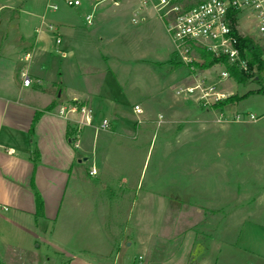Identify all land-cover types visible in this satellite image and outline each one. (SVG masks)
<instances>
[{
	"label": "rangeland",
	"instance_id": "1",
	"mask_svg": "<svg viewBox=\"0 0 264 264\" xmlns=\"http://www.w3.org/2000/svg\"><path fill=\"white\" fill-rule=\"evenodd\" d=\"M184 1L195 5L203 0ZM152 4L149 0L147 8L153 9ZM58 5L53 10L43 3L34 13L20 16L4 10L0 46L5 38L19 39L18 25L29 34L42 26L57 63L74 62L62 59L55 49L70 45L77 58H86L80 61L106 64L121 90L107 77L110 96L123 108L115 112H125L116 113L125 118L116 125L112 109L102 108L97 121L100 125L109 116L108 129L86 136L90 154L82 166L94 164L98 176L93 179L91 167L85 168L82 196L94 201L98 219L88 218L89 206L78 208L77 214L73 207L66 212L68 193L66 213L57 223L66 245L72 250L87 244L102 249L108 240L111 249L104 255L113 264L201 263L203 247L221 226L224 239L214 263H264V94L252 92L260 84L223 77L221 63L202 67L196 49L190 63L175 60L174 51L171 61L166 60L175 44L156 13L138 23L125 13L99 29L83 19L92 10L91 0H81L77 7L63 1ZM101 6L114 5L104 0ZM72 21L78 24V35L64 37L55 47L58 27ZM97 46L112 52L111 57L98 58ZM20 61L26 65L24 58ZM93 73L91 86L97 88L103 73ZM213 84L216 88L208 90ZM188 86L197 88L188 92ZM217 91L241 98L213 107ZM45 100L43 96L40 102ZM135 104L141 112L134 110ZM76 174L75 168L71 189ZM67 258L53 253L47 263L11 264H67Z\"/></svg>",
	"mask_w": 264,
	"mask_h": 264
},
{
	"label": "crops",
	"instance_id": "2",
	"mask_svg": "<svg viewBox=\"0 0 264 264\" xmlns=\"http://www.w3.org/2000/svg\"><path fill=\"white\" fill-rule=\"evenodd\" d=\"M47 1L0 0V15L4 10L6 14L19 12V16L21 12L32 14L43 3L47 7ZM117 1L118 4L112 0L114 5L112 9L101 6L102 1L93 5L92 10L83 13L84 22L86 23L85 16L92 14L94 22L88 25L102 29L109 20L125 13L131 15L134 23L146 21L153 13L159 17L154 5L152 4L153 9H148V3L143 4L144 0ZM43 17L41 16V19ZM1 21L2 18L0 28ZM162 23L165 27L163 21ZM77 25L73 21L60 24L58 34L62 41L64 37L70 40L71 37L78 35ZM18 26L21 30L19 39L5 38L0 46V264L47 263L53 253H63L67 256V264H113L107 262L104 255L111 249L108 240H105L106 246L102 249H95L93 245L87 244L78 250H72L66 245L65 241H68L66 234L58 228L59 226L57 227V223L66 212L69 213L70 207H73L76 213L78 208L88 209L89 206L92 211L88 212V218L98 219L94 201L91 197L82 196L83 187L86 188V182L83 180L84 170L87 167L96 168L94 164L82 166L90 154L86 136L91 131L94 132L99 125L97 114L102 108L112 109L113 124L124 122V116H118L116 114L118 112H115L116 109L122 108V105L110 96V89L107 87L110 84L106 83V79L109 77L113 84L111 86L118 91L119 84L114 81L111 72L106 71L108 69L106 64L93 65L80 61L79 59L86 58L84 56L77 58L74 46L67 45L61 51L55 48L62 59L74 61L66 66L62 62L57 63L54 55L48 51L46 34L41 30L42 26L35 27L37 31L35 30L33 34ZM99 37L94 39L96 45L100 44ZM96 49L97 57L102 61L111 57L112 52L109 53L98 46ZM173 51L174 49L166 60L171 61ZM23 58L26 65L21 64L20 60ZM84 68L88 70L84 71ZM24 70L33 78L30 85L23 83L21 72ZM91 70L93 72L100 70L103 73L97 88L91 86V81L94 80L92 78L94 73H91ZM57 87L58 90L55 92ZM43 96L46 97L44 103L40 102ZM74 97L88 103L94 111L93 124L80 129L79 148L75 146L74 139L76 120L80 119V115L59 113L60 107L69 104ZM39 111L41 114L34 123L35 115ZM119 113L125 114L123 110ZM75 168L76 180L71 189L70 183ZM92 176L93 179L97 178L98 170L97 174ZM35 190L43 199L42 215L37 214ZM68 193L70 197L65 212L63 208ZM84 199L87 201H83ZM215 230L214 238L209 239L203 247L201 263L183 264H246L214 263L224 239L222 227L219 226ZM94 253L100 254L99 259L93 255Z\"/></svg>",
	"mask_w": 264,
	"mask_h": 264
},
{
	"label": "built area",
	"instance_id": "3",
	"mask_svg": "<svg viewBox=\"0 0 264 264\" xmlns=\"http://www.w3.org/2000/svg\"><path fill=\"white\" fill-rule=\"evenodd\" d=\"M58 1H63L71 7L81 5V0H48L47 8L56 10L59 6ZM91 1L95 6L103 0ZM150 1H152L175 44L173 57L175 60L185 63L192 62L194 46H202L218 56H227L231 64L240 71L252 72L249 59L243 55L240 43L241 38L251 36L264 48V0H203L195 5H187L184 0ZM148 2L149 0H144L143 4ZM114 3L118 4V1L114 0ZM85 20L87 24H92L94 22L93 15H86ZM48 26L52 30L55 29L52 24ZM61 42V36L57 34L56 43L59 45ZM62 55L65 56V53L62 52ZM254 71H256L255 68ZM221 75L225 78L231 76L227 69L223 70ZM21 77L24 85H30L33 82V78L26 70L21 72ZM37 81L40 82L39 79ZM197 86H188L185 90L192 92ZM215 88V84H213L208 90L212 91ZM224 98H226L225 95L217 91L213 103L215 104ZM207 102H211V100L207 99ZM134 110L141 112L138 104L134 106ZM59 113L62 115H68V113L80 115V119L76 120L74 139L75 146L79 148L81 146L80 129L85 125L93 124V108L88 103L74 97L69 104L60 107ZM109 124V120L105 118L96 127V130L108 129ZM90 173L97 174L96 168L93 167Z\"/></svg>",
	"mask_w": 264,
	"mask_h": 264
},
{
	"label": "trees",
	"instance_id": "4",
	"mask_svg": "<svg viewBox=\"0 0 264 264\" xmlns=\"http://www.w3.org/2000/svg\"><path fill=\"white\" fill-rule=\"evenodd\" d=\"M240 46L243 50V55L249 59L250 73H244L240 71L236 66L232 65L230 59L224 55H216L213 52L207 50L202 46H194L199 56L204 60L202 67H209L215 63H221L230 72V75L239 83L243 85H248L252 80H255L260 84V88L256 91L257 93L264 94V59L263 46L253 37L247 36L241 38ZM180 65V63H178ZM254 68L256 71H254ZM241 97H227L219 102L213 104V107L224 106L233 101L239 100ZM41 112H37L34 118V123L38 120ZM37 154V151H36ZM36 202H37V214L42 215L44 210V203L41 195L37 190H35Z\"/></svg>",
	"mask_w": 264,
	"mask_h": 264
}]
</instances>
